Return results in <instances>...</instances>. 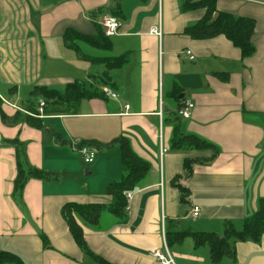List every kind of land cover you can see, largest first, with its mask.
<instances>
[{"label":"crops","instance_id":"obj_1","mask_svg":"<svg viewBox=\"0 0 264 264\" xmlns=\"http://www.w3.org/2000/svg\"><path fill=\"white\" fill-rule=\"evenodd\" d=\"M182 3L0 0V250L25 264H101L97 259L154 264L150 252L163 247V228L165 233L191 230L221 236L225 221L240 230L257 211L264 199V0H215L216 12L253 20L254 52L245 59L224 36L195 40L185 35L205 9L183 11ZM98 12L100 26L102 16L114 12L121 23L105 57L125 56L126 62L108 72L111 86L98 79L103 65L75 53L72 57L62 40L66 28L93 35L91 14ZM153 27L161 29L160 38L150 33ZM81 50L91 57L101 53L86 46ZM80 64L90 67L81 75L68 72ZM74 80L87 88L99 83V92L110 90L118 97L83 100L74 115L36 117L27 112L26 106L37 111L38 101H44L32 95L35 87L63 88ZM33 98H39L37 104ZM186 103L193 109L183 119L177 109ZM27 117L40 120L42 128L29 125ZM175 127L218 151L209 163L194 165L187 178L184 160H207L210 153L173 150ZM119 137L128 138L151 169L128 192L121 220L103 213L95 226L78 221L88 254L71 238L61 210L70 203H110L108 186L124 176L119 147L113 143ZM83 146L95 151L87 169L78 153ZM161 147L166 149L162 155ZM19 148L30 168L50 178L28 180L18 197L13 181ZM177 176L188 191L185 203L172 185ZM193 207L199 208L197 218L190 216ZM165 243L176 264H264V235L258 243H237L234 259L219 263L191 238L168 246L165 237Z\"/></svg>","mask_w":264,"mask_h":264},{"label":"trees","instance_id":"obj_2","mask_svg":"<svg viewBox=\"0 0 264 264\" xmlns=\"http://www.w3.org/2000/svg\"><path fill=\"white\" fill-rule=\"evenodd\" d=\"M116 0L117 6L118 2ZM183 11L203 8L205 15L194 25L187 27L184 34L195 40L209 39L217 36H224L240 52L241 59L250 57L254 52L252 44V35L254 31V22L252 19L235 17L231 13L216 12L215 0H183ZM98 13L91 14V20L96 22ZM116 17L117 13H112ZM117 18V17H116ZM118 19V18H117ZM95 33L93 35L82 34L72 28H66L62 40L65 47L72 50L80 59L90 63L101 64L104 71L98 79L103 84L111 82L108 72L113 69L122 67L126 62L125 56L99 58L85 55L81 46L100 52H110L112 43L110 37L104 34L102 27L96 23ZM227 77V75H223ZM111 86V85H109ZM39 94L44 99L43 114L74 115L76 114L80 103L83 100L96 98L105 99L99 91L87 88L82 81L74 80L66 83L63 90L51 89L46 87H35L32 95ZM1 104V101H0ZM32 115H37L34 108L26 106ZM25 107V108H26ZM182 106H179V111ZM6 121V118L3 117ZM29 125L34 128H42L40 120L27 117ZM178 118H174V122ZM178 126V125H176ZM174 132L176 139L173 142L172 149L177 151H194L198 153H210L209 159H185L183 162V176L186 178L191 175L194 165H205L209 163L218 154L216 148L195 135H181L178 127ZM113 143L117 144L121 156V167L123 178L119 182L111 183L107 188V195L111 197L109 204L93 203L90 205L66 204L61 210V216L66 222L71 238L85 253H89L83 235V230L78 221L84 222L89 226L98 224L99 218L103 213L109 214L114 218L121 220L127 209L126 195L132 192L137 185L147 176L151 169L149 162L141 159L132 149L131 142L126 137H119ZM90 147V146H89ZM25 161V160H24ZM26 166V167H25ZM182 176H177L172 182L174 188L179 191L180 202L185 203L188 191L179 181ZM50 175L36 169L27 167L26 162L23 164L17 154L16 176L13 181V192L19 197L25 184L30 179H49ZM74 214V215H73ZM264 235V199L258 201L257 211L249 218L244 219L240 230H236L232 223L225 221L223 224V234L218 236L211 232H194L187 230L185 232L165 233L168 246L174 243H180L185 238H191L196 248L207 247L209 250L210 260L213 263H219L223 258L234 259V247L237 243L252 242L258 243ZM46 244V243H45ZM101 264H107L97 259ZM0 264H25L23 260L8 251L0 250Z\"/></svg>","mask_w":264,"mask_h":264},{"label":"built area","instance_id":"obj_3","mask_svg":"<svg viewBox=\"0 0 264 264\" xmlns=\"http://www.w3.org/2000/svg\"><path fill=\"white\" fill-rule=\"evenodd\" d=\"M101 27L104 31V34L107 37H112L114 36L119 28L121 27L120 21L111 15H105L102 16L100 20ZM150 33L155 35L156 37L160 38L162 33L161 29L157 27H153L150 30ZM190 59H192L190 57ZM103 97L111 100H116L117 99V94L113 93L110 90H103L102 91ZM43 107H44V102L40 101L38 103V113L37 115H33L36 117H42L43 115ZM128 106H125V109L128 110ZM193 109V105L191 103H186L184 106L177 112L178 116H180L183 119H188L191 115V111ZM166 152V149L161 147L160 154L162 155L163 153ZM78 153L80 154L83 162L85 165H91L94 162V155L95 151L89 147V146H83L78 149ZM127 199L129 200L131 198V194H127ZM199 215V208L198 207H193L190 216L192 218H197ZM162 238H163V247L161 249L154 250L150 252V257L153 259L154 264H176L174 261V258L172 257L171 253L168 250V247L165 243V232L164 228L162 229Z\"/></svg>","mask_w":264,"mask_h":264},{"label":"rangeland","instance_id":"obj_4","mask_svg":"<svg viewBox=\"0 0 264 264\" xmlns=\"http://www.w3.org/2000/svg\"><path fill=\"white\" fill-rule=\"evenodd\" d=\"M37 19V18H36ZM28 34L31 36V35H33L32 34V32H28ZM100 52V51H99ZM105 54H107L106 52H101V53H99V58H104L105 57ZM70 55H72V57H74V52H70ZM106 58V57H105ZM62 64L63 65H65L66 66V63L65 62H62ZM96 65H93V66H91V68L93 69L94 67H95ZM69 67V66H68ZM87 67H90V65L89 64H80L79 66H74V67H72L71 69H69V71L68 72H72V70H74V72H76L77 74H82V73H85L86 71H85V69L87 68ZM87 74V73H86ZM90 75H92L91 73H90ZM85 78V80H86V77H84ZM103 84V83H102ZM87 85H91V84H87ZM107 86H109L108 84H106ZM88 86V87H89ZM51 88H56V89H58V90H60V91H62L63 90V88L62 87H51ZM93 90H98L99 91V83H96V84H94V85H92V87H91ZM103 89V88H102ZM23 98H31L28 94H24V97ZM38 99L39 98H33V101L36 103L37 101H38ZM100 99V98H99ZM103 100H107V98H105V99H103ZM108 100H111V99H108ZM38 102H40V101H38ZM37 104V103H36ZM18 155H19V159H20V161H21V163L23 164L25 161V158H24V149L23 148H19V150H18V153H17ZM27 165V164H26ZM26 167V166H25ZM27 167H29L28 165H27ZM89 167H91V166H86V165H84V168H89Z\"/></svg>","mask_w":264,"mask_h":264}]
</instances>
